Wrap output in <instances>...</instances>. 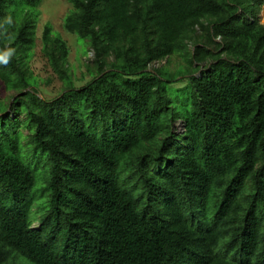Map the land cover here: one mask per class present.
Returning <instances> with one entry per match:
<instances>
[{"label": "trees", "instance_id": "16d2710c", "mask_svg": "<svg viewBox=\"0 0 264 264\" xmlns=\"http://www.w3.org/2000/svg\"><path fill=\"white\" fill-rule=\"evenodd\" d=\"M68 1L92 78L74 84L47 24L63 82L47 100L29 67L42 1L0 0V51L14 49L0 80L15 92L0 102V264H264V0ZM176 54L186 64L169 71Z\"/></svg>", "mask_w": 264, "mask_h": 264}, {"label": "rangeland", "instance_id": "374dc122", "mask_svg": "<svg viewBox=\"0 0 264 264\" xmlns=\"http://www.w3.org/2000/svg\"><path fill=\"white\" fill-rule=\"evenodd\" d=\"M42 3L39 5V18L37 22V34L36 36V45L33 49L32 56L29 60L30 71L33 73L34 78L36 79L35 90L40 97L43 99L50 100L61 93L63 90V82L56 76L49 66L48 60L43 54L42 51V33L47 24H51L55 33L61 35L67 42V45L70 49L68 56L69 66L71 71H73V80L76 86H81L85 84L88 80L92 78V75L86 71L88 69L87 64L91 62L93 58V51L90 45L87 43V40L80 38L76 34L66 31L63 26L64 18L71 8V3L68 0H41ZM260 22L264 24V7L260 12ZM193 48V46H192ZM166 63L164 62H155L150 66V69L154 67L162 66ZM186 62L184 61L181 55L176 54L171 57V62L168 66L169 71L178 72L182 70ZM205 67V64L202 65V68ZM196 75H200V70H198ZM191 74H186L179 76L173 81L172 84H169L167 87L168 93L171 97L178 98L183 100L187 95L183 88L189 85V77ZM33 88V87H32ZM31 88V89H32ZM15 92L13 90H8L5 84L0 80V102L3 104L11 103ZM10 111V108L7 112ZM14 116V113H13ZM25 114H21L18 118L24 119ZM2 127V126H0ZM11 132V135H16L14 133L17 130L18 133L22 134V141L24 144L27 142V134L29 130L26 126H8ZM177 132H183L184 126L183 122L179 121L174 124ZM49 165L45 163V160H41L40 164L37 167V184L33 190V193H37L36 198L40 201L47 199V193L42 197L41 190L38 191L41 187V180L48 170ZM36 207H34V210ZM30 212V218L35 217V213ZM45 210L41 209L40 214L42 215ZM33 226H38V221H34ZM17 257V259H16ZM15 259L17 264H34L27 258L21 255H12L7 262L4 264H11Z\"/></svg>", "mask_w": 264, "mask_h": 264}, {"label": "clouds", "instance_id": "9594fccd", "mask_svg": "<svg viewBox=\"0 0 264 264\" xmlns=\"http://www.w3.org/2000/svg\"><path fill=\"white\" fill-rule=\"evenodd\" d=\"M5 23L10 25L12 23L11 17H7L5 19ZM0 27H3V25L0 24ZM13 52H14V49L12 48H6L5 50L0 51V64H7Z\"/></svg>", "mask_w": 264, "mask_h": 264}]
</instances>
